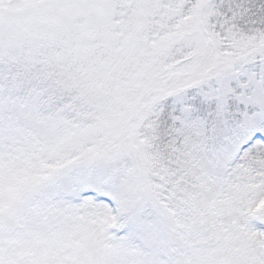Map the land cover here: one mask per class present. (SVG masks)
Wrapping results in <instances>:
<instances>
[{
    "label": "snow or ice",
    "instance_id": "snow-or-ice-1",
    "mask_svg": "<svg viewBox=\"0 0 264 264\" xmlns=\"http://www.w3.org/2000/svg\"><path fill=\"white\" fill-rule=\"evenodd\" d=\"M0 264H264V0H0Z\"/></svg>",
    "mask_w": 264,
    "mask_h": 264
}]
</instances>
